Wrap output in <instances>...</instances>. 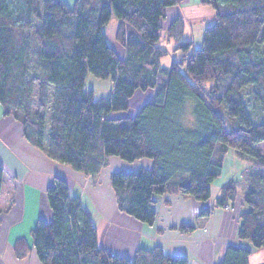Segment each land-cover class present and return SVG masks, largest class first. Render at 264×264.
<instances>
[{"label": "trees", "instance_id": "16d2710c", "mask_svg": "<svg viewBox=\"0 0 264 264\" xmlns=\"http://www.w3.org/2000/svg\"><path fill=\"white\" fill-rule=\"evenodd\" d=\"M180 2L77 0L70 6L65 0H0L4 115L23 125L30 144L94 184L111 157L153 161L150 171L111 177L118 209L149 226L156 221V196L178 193L208 202L230 149L264 170L258 150L264 143V0H201L213 10L214 21L200 49L183 42L177 48L183 57L164 67L168 52L160 46L161 21L167 8ZM114 17L123 58L104 30ZM90 75L113 83L110 97L96 99L87 90ZM137 91H150L151 99L131 116ZM3 176L0 164V192ZM239 188L240 182H229L215 207L232 206ZM47 196L53 219L40 220L32 232L41 264H190L160 248L114 255L99 247L89 213L70 196L65 180L55 178ZM244 202L249 210L238 237L264 250L263 176L249 177ZM193 230L180 227L185 234ZM249 263V250L230 246L220 264Z\"/></svg>", "mask_w": 264, "mask_h": 264}, {"label": "crops", "instance_id": "0c3cea01", "mask_svg": "<svg viewBox=\"0 0 264 264\" xmlns=\"http://www.w3.org/2000/svg\"><path fill=\"white\" fill-rule=\"evenodd\" d=\"M65 1L72 6L77 0ZM199 2L200 0H184V3L193 8L195 16L202 12ZM182 5L167 8V13ZM204 8L205 13L210 15L211 12L212 19L203 24V34L199 44L195 45L196 49H200L204 31L214 21L213 10ZM173 20L169 21V29L173 26ZM110 25L117 26L118 32L120 22L114 17L104 30L110 46L123 58L125 49L117 39L110 38ZM160 46L166 48L161 41ZM109 83L113 87L111 81L99 80L90 75L86 88L94 92L96 99L108 98L114 88L106 92L105 85ZM150 99V91H137L131 99L128 115H136ZM228 163L227 174L224 168L222 176L212 184V195L208 202H199L178 193L156 196V221L153 226H149L118 209L111 177L122 171H150L154 166L153 161L141 159L128 163L111 157L107 167L102 170L98 183L94 184L91 177L51 160L45 152L30 144L24 136L23 125L13 116H5L0 106V164L4 168L0 192V264H41L33 247L32 232L40 220L51 222L53 219L47 190L53 185L55 178L67 182L70 196L78 198L91 217L98 232L99 247L114 255L133 257L141 249L152 251L160 248L167 256L187 258L190 264H220L227 249L236 246L250 251L249 264H264V250H258L250 242L238 237L242 215L249 210L244 202L249 180L245 186L240 185L232 206L215 207L222 188L235 181L234 176L239 172L236 161ZM204 210L212 211L209 216L201 217ZM183 225L192 226L193 232H181L180 227Z\"/></svg>", "mask_w": 264, "mask_h": 264}, {"label": "rangeland", "instance_id": "374dc122", "mask_svg": "<svg viewBox=\"0 0 264 264\" xmlns=\"http://www.w3.org/2000/svg\"><path fill=\"white\" fill-rule=\"evenodd\" d=\"M185 6H183V5ZM200 7L199 9L202 11L201 14L199 15H194L193 12V8L191 6L188 5V3H184V0H181V2L178 4V6L182 5L181 8H177L174 11H170L166 10L167 13V18L165 20H163L162 23V38H161V43L166 47L164 49H167L168 55L162 60V66L164 67H170L173 63V61H177L180 60L183 57V52L182 51H178L177 48L178 46L183 43V42H192L193 46L195 47V45L199 44V42L201 41V37H202V32H203V24H205L206 22L210 21L211 18V12L210 15L208 12L205 13L204 11V7L209 8L210 10L211 7L209 6H205L201 3V0L199 2ZM165 13V14H166ZM203 15V16H202ZM166 17V16H165ZM171 19H174L172 22V28L169 29L168 25H170L171 23L169 22ZM113 24V23H112ZM192 24V25H191ZM112 25H110V38L113 39V37L115 38V40L117 39V26L111 27ZM170 30V31H169ZM186 31V33H185ZM185 40H189V41H185ZM114 42V40H113ZM117 45V44H116ZM118 51H120V49L117 47ZM261 50L264 51V45L262 46V48H260ZM34 56H33V70L37 71L38 70V58L36 55V49H34ZM38 85L35 86V93H37V91L39 90V88L37 87ZM107 90L106 92H108V90L110 91L113 87L112 84H107L105 85ZM108 86V87H107ZM211 86V84L206 86V89H209V87ZM36 101L37 98H35L34 100V104L36 105ZM1 106V105H0ZM35 107V106H34ZM35 110V109H34ZM225 111H222V114L224 115V117H226V114L224 113ZM51 117V112H49L48 114V119ZM258 121H261L262 118H257ZM228 121V120H227ZM48 126L50 125V120L47 124ZM258 150L264 155V143H262L261 145L258 146ZM236 161V167L238 166V175L234 176V180L240 182L241 187L245 186V184L247 183V181L249 180V177L251 175H255V174H259L261 176L264 177V170H257L253 167V163L251 161H249L248 159L242 158L241 156H239V154L233 150L230 149L229 152L227 153V155L225 156L224 159V164H223V169L225 168V174H227L228 170H229V165L230 161L233 162ZM228 163V164H227ZM240 191V189L238 190Z\"/></svg>", "mask_w": 264, "mask_h": 264}]
</instances>
